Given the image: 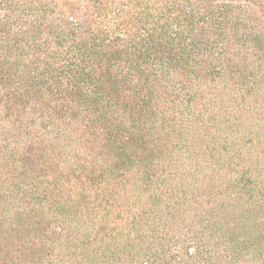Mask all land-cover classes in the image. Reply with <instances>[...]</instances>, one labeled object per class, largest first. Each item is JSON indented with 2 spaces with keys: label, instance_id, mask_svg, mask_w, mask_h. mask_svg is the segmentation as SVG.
Returning <instances> with one entry per match:
<instances>
[{
  "label": "rangeland",
  "instance_id": "1",
  "mask_svg": "<svg viewBox=\"0 0 264 264\" xmlns=\"http://www.w3.org/2000/svg\"><path fill=\"white\" fill-rule=\"evenodd\" d=\"M7 1L19 5L20 10L12 9L11 12L4 7V3L0 5V60L6 46L11 47L12 53L8 54L10 61L22 60L19 67L16 69L12 66L14 70L9 73L19 89L22 90L23 85L21 78L30 75L35 63H50L64 58L56 55L55 50L59 54L63 49L59 45L69 44L71 35L78 31H85L82 33L85 37L93 29L94 19L98 22L96 27L100 33L113 35L110 42L121 27L132 33L125 36L124 42L117 43V48L122 49L119 60L124 58L118 75L120 78L128 77L122 90L125 96L134 94V82L139 74L129 68V55L138 41L135 36L143 34L145 30L143 18L140 17L145 0L141 6L136 3L137 0ZM26 1H30L29 5ZM152 1L157 3L155 7L164 10L167 5L175 11L171 6L173 0ZM191 1L177 19H173L175 13L168 15L172 20L166 23L168 29L163 38L166 47L146 57L149 67L145 69L143 78L151 76L158 79L154 108L162 110L169 107L176 112L173 124L182 125L179 129L183 133V141L180 144L176 140L170 142V148L177 149L171 154L169 152L168 157L150 158L155 181L139 177L137 171L128 179L134 190L132 199L135 202L132 206L140 209L147 203H143L145 198H140L138 194L144 188L148 192L146 184H152L151 195L156 196L155 202L160 207L155 214L160 220L155 222L150 218L147 221L145 218L141 220L142 223L131 226L127 221L123 224L117 220V227H111L102 220L91 224L88 220H78L64 231L67 239L52 246L57 247V252L74 256L75 251L87 247L99 255L92 264H186V261L191 264H264V47H257L255 32L252 40L248 38L247 41L218 34L204 45L198 37V30L201 26L213 27L211 19L207 17L209 10L203 5L196 7L197 0ZM254 1L214 0L216 4H223L217 8L228 9L232 20L237 17L245 24L238 32L240 35L250 32L251 28L253 31L256 29L250 20ZM67 20L75 25L85 20L83 29L79 30L78 26L77 32H73L67 27ZM28 26L29 30L24 31ZM17 30H23L25 35L8 36L9 32ZM126 48L130 51L124 57ZM174 49L177 55L169 59V55H175ZM175 57L180 62H176ZM240 59L241 65L245 63L247 67L232 73L229 65ZM167 62L172 65L170 75L154 74L161 65L167 67ZM7 71L4 69V72ZM0 92H4L2 83ZM62 100L63 97L58 95L51 103ZM25 120L26 117L19 118L16 113L7 119L0 117V192L9 187L11 179L8 182L7 173H17L15 167L10 170L6 168L19 159L32 163L37 170L45 169L51 163L50 156L39 143L41 137L34 136L29 140L25 136L24 140H16L17 128L24 122L26 125ZM68 124L70 121L65 122V125ZM161 130L165 133L166 128L159 127L155 131ZM13 147L16 151L10 155ZM65 148L71 150L72 146ZM73 154L75 156L76 153ZM42 155H45L44 159H40ZM70 159L72 161L73 157ZM30 173L35 175L34 184L37 185V172ZM66 187L75 190L77 184H66ZM167 188L171 189L170 196L162 192ZM60 189L66 192L63 185H60ZM176 201L181 203L173 208L172 204ZM128 205H131L129 201ZM180 211L182 214H179ZM4 214L2 207L0 220ZM164 220L167 222L161 223ZM239 220L243 225H252L242 232L248 240L246 246L240 249L241 254L236 258L229 257L226 263L224 255L214 251L212 244L220 238L218 234H226V230L234 233ZM193 239H211V245L196 256L194 245L190 242ZM89 240L92 244L86 246L83 241ZM182 241L191 245L189 249L175 251V246L183 245ZM165 243L177 245L169 248L163 246ZM157 249L162 252L147 254Z\"/></svg>",
  "mask_w": 264,
  "mask_h": 264
},
{
  "label": "trees",
  "instance_id": "2",
  "mask_svg": "<svg viewBox=\"0 0 264 264\" xmlns=\"http://www.w3.org/2000/svg\"><path fill=\"white\" fill-rule=\"evenodd\" d=\"M6 1L0 0V5L4 3V7L11 12L12 9L20 10L19 5ZM197 1L196 7L203 5L208 8L207 17L211 19L213 26H201L198 30V37L204 45L218 34H224L230 39L244 38L247 41L248 38L252 40L255 32L257 47H264V0L253 2L250 20L256 29L253 31L251 28L244 35L238 33L245 25L241 19L235 17L232 20L228 9L217 8L223 4H216L214 0ZM26 2L29 5L30 1ZM143 2L144 0H137L136 3L141 6ZM190 2L192 1L173 0L171 6L175 11L167 5L164 6V11L163 8L155 7L156 2L145 0L140 15L143 18L144 33L135 36L138 41L135 42L134 51L129 48L124 51V57L128 55V51L131 52L129 68L135 69L139 74L134 82V94L130 96H125L122 90L128 77L120 78L118 75L124 58L119 60L122 49L117 48V43L124 42L125 36L132 34L124 27L120 28V32H124L120 37V32L113 29L115 38L110 42L113 35L100 33L96 20H92L94 27L85 37L82 35L85 31L77 32L78 26L79 30L83 29L85 20L79 25L67 20V27L77 33L71 35L69 44L59 45V48H63L59 54L55 50L56 55L64 58L50 63H35L30 75L21 78L22 90L9 76L14 70L12 66L17 69L22 60L10 61L8 54L12 53L11 47L6 46L0 60V83L4 86V92H0V117L7 119L14 113L19 118L26 117V125L24 122L17 128L16 140H24L25 136L29 140L34 136L41 137L39 143L50 156L51 163L45 169L37 170L32 163H26L21 158L6 168L10 170L15 167L17 173H7L8 182L11 179L9 187L0 192V208L3 207L6 213L0 220V264H20L26 261H37L38 264H92L99 256L95 250L89 251L86 247L70 256L57 252V247L52 248L56 242L67 239L68 236L63 235L64 231L78 220H88L90 224L102 220L111 227H117V220L123 224L127 221L129 226L142 223L141 220L145 218L147 221L150 218L155 222L160 220L155 214L160 207L155 202L156 196L151 195L152 184H146L148 192L144 188L138 194L140 198H145L142 202L147 203L140 209L132 206L135 202L132 199L134 190L128 179L137 171L139 177L155 181L151 173L153 168L150 167V158L168 157L177 149L175 147L172 150L170 142L176 140L180 144L183 141V133L179 129L182 125L173 124L176 112L169 107L162 110L154 108L158 79L151 76L143 78L145 69L149 67L146 57L160 52L164 46L163 38L168 29L166 23L172 20L168 15L175 13L176 17L173 19H177ZM29 28L28 26L23 30L27 32ZM23 30L9 32L8 36L12 34L14 37H22L25 35ZM181 33L183 36L184 33ZM173 52L175 55H169V59L177 55L175 49ZM236 55L235 53L234 56ZM175 61L180 62L178 57H175ZM167 63V67L161 65L154 74L170 75L172 65L171 62ZM150 64L152 66L153 63L150 61ZM242 65L240 59L229 65V68L234 73L247 67L245 63ZM4 69L8 71L4 72ZM58 95L63 100L52 104V100ZM69 121V126L65 125ZM159 127L166 128L165 133L162 130L155 131ZM70 140L71 143H66ZM67 145L72 146L71 150L65 148ZM238 148L242 150L241 147ZM15 151L13 147L10 155ZM74 152L76 154L72 156ZM70 157H73L72 161ZM44 158L45 155L40 157ZM29 170L37 172V185L34 184L35 175ZM142 181L143 178L140 182ZM71 183H76L77 189L66 187V184ZM60 185L65 187L66 192L60 189ZM162 192L168 196L172 194L169 188ZM128 201L131 205H128ZM180 203L181 201H176L172 204L173 208H177ZM166 222L167 220L161 221L163 224ZM246 226L239 220L234 233L226 230V234H218L220 238L212 244L214 251L224 255L226 263L229 257L236 258L240 255V249L246 246L248 239L242 232L252 225ZM58 237L61 238L57 239ZM164 240L170 241L166 238ZM182 242L181 247L175 246V251L188 250L191 246L186 241ZM190 242L194 245L196 256L203 253L201 250H206L207 245H211V239H193ZM83 243L87 246L92 241ZM174 245L177 244H163L169 248ZM157 250L147 254L162 252ZM185 263L191 264L187 261Z\"/></svg>",
  "mask_w": 264,
  "mask_h": 264
}]
</instances>
